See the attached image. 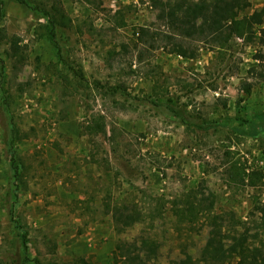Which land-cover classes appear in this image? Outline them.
I'll list each match as a JSON object with an SVG mask.
<instances>
[{"label": "rangeland", "instance_id": "1", "mask_svg": "<svg viewBox=\"0 0 264 264\" xmlns=\"http://www.w3.org/2000/svg\"><path fill=\"white\" fill-rule=\"evenodd\" d=\"M68 1L79 6V0H61L64 8ZM81 1L86 5L69 14L70 27L58 30V54L42 18L16 0H3L0 27L20 38L26 62L16 72L22 92L7 88L0 68L4 95H10L7 110L0 106V264H115L117 234L105 202L140 210L141 220L122 235L155 239L153 264L194 254L205 239L202 219L184 221L172 201L198 184L215 194L214 213L232 212L264 241V212L256 209L264 208V134L254 139L237 130L240 119L264 111L258 45L239 38L224 48L202 45L201 64H183L161 47L146 49L139 38L141 27L167 30L157 9L146 6L151 0H139V6ZM263 3L249 0L239 16ZM195 44L201 45H189ZM6 49L0 42L10 75ZM243 82H251L247 93ZM166 98L175 104L170 107ZM98 115L106 133L86 127ZM9 117L20 136L13 161L17 177L2 143ZM232 151L237 153H226ZM231 157L247 171L261 170L262 181L251 187L227 180L224 164Z\"/></svg>", "mask_w": 264, "mask_h": 264}, {"label": "trees", "instance_id": "2", "mask_svg": "<svg viewBox=\"0 0 264 264\" xmlns=\"http://www.w3.org/2000/svg\"><path fill=\"white\" fill-rule=\"evenodd\" d=\"M16 1L30 8L32 13L44 20L47 39L54 42L59 54L61 48L57 38L58 30L72 24V17L63 7L61 0ZM248 4L249 0H151L150 5L157 9L156 18L164 21L167 30L157 33L141 27L139 38L150 44V47L144 44L146 49L161 47L165 52L184 59L197 58L199 47L202 45L224 48L229 39L239 38L258 45L255 57L261 63L264 60V50L261 49L264 46V3L250 14L239 16L240 10ZM3 15V0H0V21ZM157 39L160 42L155 45ZM3 41L7 46L5 58L9 60L11 74L4 72V60L0 58L2 82L6 83L7 88L16 87L20 92L25 91L16 82L17 69L26 62L25 45L18 36L10 37L5 28L0 27V42ZM191 42H200L201 45L195 44L193 47L189 45ZM252 70L258 71V67H251L250 71ZM258 73L260 78L264 77L263 72ZM242 87L246 93L249 92L251 82H243ZM4 92L5 88L0 84V106L7 110V99L10 95H4ZM93 118V123L91 124L90 119L86 125L89 132L106 133L104 117L98 115ZM238 125L237 130L257 139L264 134V111L256 112L248 119H240ZM1 129L2 143L10 155L11 176L17 177L18 170L16 162L13 161L16 157L15 146L20 136L10 117L2 124ZM224 165L227 180L233 183L253 187L262 181V171H247V166L238 157H231ZM214 205L215 194L200 184L174 198L172 207L176 216L189 222L202 219L200 224L205 228V239L194 254L185 251L183 257L173 258L169 264H264V241L257 239L258 232H251L250 228L244 227L245 224L236 220L232 212L214 213ZM256 209L264 212L263 207L256 206ZM12 212L13 209H10L9 214ZM104 212L112 221L117 234L113 249L115 264H153L158 257L159 248L155 239L148 236L126 238L122 235L127 228L141 220L140 210L133 204L105 202ZM237 225H242V229L236 230ZM254 225V228L261 226ZM22 237L25 235L22 234Z\"/></svg>", "mask_w": 264, "mask_h": 264}, {"label": "crops", "instance_id": "3", "mask_svg": "<svg viewBox=\"0 0 264 264\" xmlns=\"http://www.w3.org/2000/svg\"><path fill=\"white\" fill-rule=\"evenodd\" d=\"M69 2V1H68ZM69 7L68 8H65V10L68 12V14H70L71 16L72 15H74V13H78L79 12V10H78V8L80 7V6H83V5H86V2H83V1H81V0H79L78 1V4H79V6L77 5L76 7L75 6H73V7H71V2H69ZM86 10H87V8H86ZM82 12H84L83 10L80 12V13H82ZM168 56L170 57L171 56V54H168ZM179 59H180V61L184 64V63H189V61H191V62H193V63H197V64H201V62L203 61L201 58H195L194 59V61H193V59H184V58H182V57H180V56H177ZM165 59H167V57L165 58ZM168 61H169V59H168ZM152 92V88L149 86V88L147 89V93H151ZM164 102L167 104V105H169L170 107H172L173 106V104H175V99H173V98H169L168 100H167V98L164 100ZM172 109V108H171ZM170 119L172 120V121H174L176 118H178V116H177V112L175 111V110H171V113H170Z\"/></svg>", "mask_w": 264, "mask_h": 264}, {"label": "built area", "instance_id": "4", "mask_svg": "<svg viewBox=\"0 0 264 264\" xmlns=\"http://www.w3.org/2000/svg\"><path fill=\"white\" fill-rule=\"evenodd\" d=\"M130 1V3H132L134 6H139L140 5V3H139V0H128L127 2H129ZM146 6L148 7V8H152V6L150 5V3H149V1H146ZM136 34H138V32H136Z\"/></svg>", "mask_w": 264, "mask_h": 264}]
</instances>
